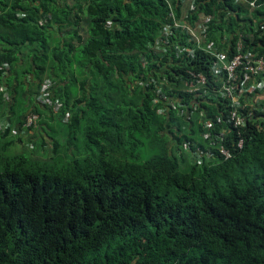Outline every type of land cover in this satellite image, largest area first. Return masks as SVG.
Segmentation results:
<instances>
[{
	"label": "trees",
	"instance_id": "1",
	"mask_svg": "<svg viewBox=\"0 0 264 264\" xmlns=\"http://www.w3.org/2000/svg\"><path fill=\"white\" fill-rule=\"evenodd\" d=\"M202 1L214 39L241 28L231 0ZM167 17L165 0H0V65L9 64L0 85L10 96L0 91V110L35 99L44 78L62 102L59 114L44 108L57 137L31 136L13 153L23 136L0 131V264H264V98L242 149L231 129L230 160L193 165L182 144L208 147L198 117L158 114L152 103L161 54L149 47ZM53 28L64 34L55 45ZM24 49L32 64L20 73ZM73 56L85 79L70 101ZM40 107L27 113L41 120Z\"/></svg>",
	"mask_w": 264,
	"mask_h": 264
},
{
	"label": "built area",
	"instance_id": "2",
	"mask_svg": "<svg viewBox=\"0 0 264 264\" xmlns=\"http://www.w3.org/2000/svg\"><path fill=\"white\" fill-rule=\"evenodd\" d=\"M165 2L167 20L149 47L161 54L158 70H152L160 76V83L154 81L155 87L151 90L152 103L161 105L158 114L175 111L187 120L198 117L196 125L202 129L198 134L208 147L200 151L196 143L191 145L192 149L189 143L182 144V150L191 153L193 165L200 166L216 159L230 160L233 151L225 141L228 130L236 132L232 147L242 149L244 130L264 98V45L258 40L264 39V0H231L240 9L241 28L234 34L224 28L217 40L212 37L211 29L214 15L199 10L202 0ZM225 14L227 20L230 13L226 10ZM164 56L167 60L161 63ZM8 71L9 64L2 63L1 76ZM54 87L50 78L42 79L35 101L56 115L62 109V102L54 96ZM0 91L8 101V92L4 88ZM203 104L214 106L217 114L209 115ZM69 117L66 112L62 122L67 123ZM39 121L38 113L29 112L18 129H11V134L30 132ZM2 129L0 127V131Z\"/></svg>",
	"mask_w": 264,
	"mask_h": 264
},
{
	"label": "crops",
	"instance_id": "3",
	"mask_svg": "<svg viewBox=\"0 0 264 264\" xmlns=\"http://www.w3.org/2000/svg\"><path fill=\"white\" fill-rule=\"evenodd\" d=\"M59 3H61V2H59ZM66 3H67V1H66ZM83 27H85V26H82V28ZM82 28H81V30H82ZM50 32H52V35H53L54 45L57 43V40L59 38H62L64 36V34L62 32L57 33L55 31V28H53ZM79 34L83 38L86 36V33L84 35L83 31H80ZM73 45H75L74 46L75 48L77 47L76 43H73ZM27 52H28L27 49L23 50L22 56H21L22 60L19 62L18 65L21 66V65H25V64H29V63L32 64V57H28V55L30 53L28 54ZM70 59H72V57H70ZM79 64H78V59H77V63L76 64L74 63V61L72 59L71 65H70L69 70H68V76L70 77V81L68 82L67 94H68V97H69L70 101H72L73 99H76V98L81 96V90H80L79 82L83 81L84 79L82 80L81 76L77 77L76 76V72H74V70L79 69L78 68ZM50 65H51V62H48V66H50ZM25 69H26V67H25ZM19 70H20V67H19ZM54 72H55V70L52 69L51 77H54ZM27 76L30 77L29 75H27ZM45 76H47V75H45ZM45 76H43V77H45ZM73 78H78V82L74 83L73 82ZM70 82H71V84H70ZM4 86L5 85H0V88H4L5 89ZM35 102H36L35 99H33L32 103L35 104ZM35 105H37V104H35ZM37 106L40 107L39 105H37ZM40 112L42 114V119L40 120L39 125L35 128V131L33 130V131L29 132L28 136H26L25 133L20 135V136H23L22 139H23L24 142H26L27 140L29 141V138L31 139V136H33L35 133H36V135H41L42 134V135L45 136V134H47V132L51 131L52 129H55L56 126L58 125L57 124V119L55 117H52L50 115V113L47 111V109H44V108L40 107ZM50 117H51V119H50ZM13 119H15V113H13V112H9V113L3 112L2 113V110H0V127L3 128L2 131L5 128H7V127L11 128V129H14V128L18 127L19 122L14 126ZM45 127L48 128V129H45ZM48 142L51 143V141H48ZM28 144L32 145V143H30V142ZM31 145H29V146H31Z\"/></svg>",
	"mask_w": 264,
	"mask_h": 264
},
{
	"label": "rangeland",
	"instance_id": "4",
	"mask_svg": "<svg viewBox=\"0 0 264 264\" xmlns=\"http://www.w3.org/2000/svg\"><path fill=\"white\" fill-rule=\"evenodd\" d=\"M65 1H67V3L68 4H71L72 3V0H65ZM84 26V25H83ZM85 29H86V27H83V33H84V35H85ZM73 61H74V63L76 64L77 63V58L76 57H74L73 56ZM29 65V64H28ZM25 65H22V67H20V73H22V72H24L25 71ZM22 70H24V71H22ZM22 71V72H21ZM74 72H76V76L78 77V76H81V78H82V80L83 79H85V76L82 74V72L79 70V69H76V70H74ZM27 77V79H29V77L28 76H26ZM46 77V76H45ZM43 78V77H42ZM31 83V91H33L34 92V90H35V83H33V82H30ZM19 90V92L21 91V89L19 88L18 89ZM30 92V91H29ZM27 93H28V91H27ZM31 93V92H30ZM29 94V93H28ZM33 94H35V93H33ZM26 96V95H25ZM36 97V96H35ZM34 98V97H33ZM33 98H32V100H29V98H26V97H22L21 99L20 98H18V97H16V101H15V109H14V111H12V112H14L15 113V119H13V123H14V126L18 123V121H19V118H21V116L24 114V113H27V110L31 107V105H33V104H31L32 103V101H33ZM35 104H36V102H35ZM39 125V124H38ZM45 129H48V128H46L45 127ZM58 130H59V126L57 127L56 126V128L55 129H52L51 131H49V132H47V134H45V136L46 137H48V135H49V137H57V133H60V132H58ZM35 136H37V139H39V137H41V135H36V133L34 134ZM33 135V136H34ZM60 135V134H59ZM12 136H10L9 135V138H11ZM34 139V138H33ZM79 139H81V137L79 138ZM40 140V139H39ZM47 141L49 140V138H47L46 139ZM55 140H57V139H55ZM37 142V141H36ZM26 143H29V141L27 140L25 143H20V146L18 147V148H16V149H11L12 150V152L14 153V152H18V153H20V152H22V151H26L25 149H24V145L26 144ZM28 145V144H27ZM36 145H37V147H38V143H36ZM26 147H28V146H26ZM47 149V151H48V153H46L47 154V156H48V154L49 155H51V153L49 152V147H45V150ZM49 149V150H48ZM29 152V151H28ZM34 152H37V149H35L34 150Z\"/></svg>",
	"mask_w": 264,
	"mask_h": 264
}]
</instances>
